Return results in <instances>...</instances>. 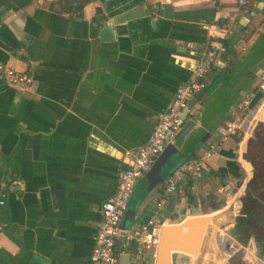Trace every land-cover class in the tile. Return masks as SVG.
Segmentation results:
<instances>
[{
    "label": "crops",
    "instance_id": "1",
    "mask_svg": "<svg viewBox=\"0 0 264 264\" xmlns=\"http://www.w3.org/2000/svg\"><path fill=\"white\" fill-rule=\"evenodd\" d=\"M56 1L0 0V264H90L119 168L211 50L205 91L166 145L163 179L150 188L148 170L135 184L115 264H138L121 250L135 248L124 237L154 214L159 230L211 218L198 255L170 251L169 264H264V101L249 111L247 133L230 134L203 175L180 184L172 212L170 199L156 206L165 179L236 119L244 97L261 92L263 3L88 0L79 15L51 7ZM161 3L171 5L170 18L155 12ZM105 23L111 40L100 38ZM7 68L31 75L30 84L7 85Z\"/></svg>",
    "mask_w": 264,
    "mask_h": 264
},
{
    "label": "built area",
    "instance_id": "2",
    "mask_svg": "<svg viewBox=\"0 0 264 264\" xmlns=\"http://www.w3.org/2000/svg\"><path fill=\"white\" fill-rule=\"evenodd\" d=\"M241 6H246L249 0H237ZM223 36V35H221ZM216 47L223 50V44ZM213 51H209L205 58L198 61L193 68V79L183 83L175 91L173 98L159 115L148 140L140 145L134 152L131 160L119 168L117 190L111 197L104 200L100 206L102 220L95 234V241L90 252V264H115L116 238L120 236V221L124 215L136 182L151 168L157 157L177 134L184 109L189 108L198 91L206 87L205 75L212 62ZM4 80L7 85L25 88L31 82V75L16 71L12 68L4 70ZM259 90L263 97L256 103L261 106L264 101V72L260 75ZM256 92H251L238 104L239 114L235 120L225 122L218 129V137L208 141L206 146L195 157L181 163L177 169L165 179L163 186V199L156 204L162 208L172 193L179 189L181 183L187 178L201 177L209 159L214 156L230 134L241 131L245 133L246 123L251 119V101ZM3 196V194L1 195ZM3 197L0 203L3 202ZM159 218L156 214L147 218L129 240L134 241L136 257L140 264L148 263L151 253L155 251L158 242Z\"/></svg>",
    "mask_w": 264,
    "mask_h": 264
},
{
    "label": "water",
    "instance_id": "3",
    "mask_svg": "<svg viewBox=\"0 0 264 264\" xmlns=\"http://www.w3.org/2000/svg\"><path fill=\"white\" fill-rule=\"evenodd\" d=\"M259 1L263 3L262 5H264V0ZM159 7L155 9L156 13L162 15L165 18L171 17L172 7L170 4L161 3ZM262 14L264 15V9L262 10ZM250 18L251 14L247 13L245 19ZM245 19L241 21L240 24L244 25ZM99 35L101 40H111L113 38L111 24L105 23L99 30ZM204 91L205 88L200 89L197 94L201 95L204 93ZM188 109L189 108L183 110L182 120L187 117L189 112ZM257 116L260 120H264V105ZM172 149L173 147H171L170 145L166 146L164 150L160 153V155L157 157L152 167L149 169L147 177L150 182V188L155 186V184H157L163 179L162 176H157V174L159 173L161 165L165 162ZM161 193L163 194V192ZM160 196L161 194L159 193L158 197ZM178 199L179 191L176 190L172 193V196L170 197V200L167 203L166 211L172 212L173 207ZM210 221L211 218L209 216L203 215L198 217L184 218L180 224L176 225H162L158 234L157 246L155 248V251L150 254L148 264L149 262H153L154 264H169L170 251H183L190 255H198V246L206 242L205 239L202 242V238L205 237L208 240L211 239V230L209 229V227H207V223H209ZM140 225L141 224H138L136 229L131 231V235H134L138 231ZM124 242L126 243V245H129V243H131L130 240L126 239V236L124 237ZM121 250L125 251V255L128 257V262H137V259L133 258L134 254L136 253L135 248L132 250H129L128 248H125V250ZM115 251L117 254L118 249L116 248ZM138 264L140 263L138 262Z\"/></svg>",
    "mask_w": 264,
    "mask_h": 264
},
{
    "label": "trees",
    "instance_id": "4",
    "mask_svg": "<svg viewBox=\"0 0 264 264\" xmlns=\"http://www.w3.org/2000/svg\"><path fill=\"white\" fill-rule=\"evenodd\" d=\"M87 1L88 0H58L56 2H53L51 4V7L55 5L60 9V11H77L79 15H82L83 6ZM262 97V92H256L254 98L251 101V105L254 106Z\"/></svg>",
    "mask_w": 264,
    "mask_h": 264
},
{
    "label": "bare ground",
    "instance_id": "5",
    "mask_svg": "<svg viewBox=\"0 0 264 264\" xmlns=\"http://www.w3.org/2000/svg\"><path fill=\"white\" fill-rule=\"evenodd\" d=\"M248 130H249V128H248ZM248 130H247V131H245V133H247V132H248Z\"/></svg>",
    "mask_w": 264,
    "mask_h": 264
}]
</instances>
